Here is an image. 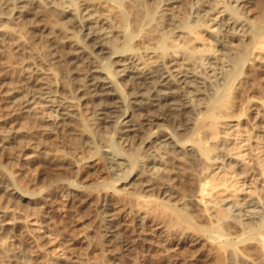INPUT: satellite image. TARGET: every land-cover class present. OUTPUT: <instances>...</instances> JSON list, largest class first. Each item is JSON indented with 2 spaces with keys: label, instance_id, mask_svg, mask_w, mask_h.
Segmentation results:
<instances>
[{
  "label": "bare ground",
  "instance_id": "6f19581e",
  "mask_svg": "<svg viewBox=\"0 0 264 264\" xmlns=\"http://www.w3.org/2000/svg\"><path fill=\"white\" fill-rule=\"evenodd\" d=\"M0 23V245L34 248L18 263L94 264L106 252L105 264H252L236 244L264 264V196L215 204L202 167L242 169L211 130L228 127L243 68L264 76V0H0ZM190 34L212 48H164ZM261 135L264 124L247 140ZM119 205L135 210L129 223ZM20 216L57 233L65 257L51 260Z\"/></svg>",
  "mask_w": 264,
  "mask_h": 264
},
{
  "label": "rangeland",
  "instance_id": "374dc122",
  "mask_svg": "<svg viewBox=\"0 0 264 264\" xmlns=\"http://www.w3.org/2000/svg\"><path fill=\"white\" fill-rule=\"evenodd\" d=\"M185 21V18L180 20L181 23H185ZM6 26V24L0 23V30L4 29ZM207 29L209 30V27H207ZM203 34H200V38L198 39H195L194 36L190 34V37H186L190 40L187 44H182V42L179 43V41L170 39L168 44H164V48L168 45L176 48L184 46L187 47L188 51H203L207 53L212 47L209 40H206V37L202 36ZM11 39L14 41V37H11ZM259 52V54H255V58L263 62L264 65V51ZM175 54L179 57L181 53ZM202 58L197 56L193 58L198 71H200ZM8 60L13 61L10 57ZM246 71L247 68L244 67L241 72L242 77L239 78L237 83L230 89L231 96L240 93L241 99L235 100L234 98H230L229 101L225 102L226 110L224 118L228 121V127H222V124H220L214 126L211 130V134L214 137H222L220 144L222 151L230 158L237 159L242 164V169L228 168L226 166H219V168L215 169L218 164L212 163L209 160H206L202 164L204 175L207 176L209 180L208 187H212L211 191H209L212 196L210 195L208 199L212 200L215 204L218 203L221 198L227 196H232L236 199L241 198L242 196L240 193L247 191L259 197L264 196V135L256 138L254 142H249L247 140L249 137L254 139L255 134H258L261 126L264 124L261 123L260 120H257V106H261L262 109H264V76L262 74L263 71L260 70L253 79H247ZM15 81H17V78H15ZM246 148L250 150L248 155L245 154ZM203 157L206 159V154L203 155ZM172 202L174 203V201ZM117 210L119 217L126 220V223H129V221L135 217V210L131 214H128L126 208L122 205H119ZM214 210L217 219L223 217L224 212L221 207H217ZM20 220L28 226L37 228L40 235L44 236L45 242H47V245L44 247L50 255L51 260L55 261L65 257V243L57 233L45 234L39 227L38 221L32 217L20 216ZM72 220L76 223V226L72 229L73 234L77 238H82L87 233V226L83 218L80 214H74ZM197 225L200 228L208 226L207 223L203 222H199ZM231 234L233 236L236 235L234 231H231ZM164 238L166 237L164 236ZM232 247L243 251L245 255L251 259L252 264H263L260 259L252 256V252L248 245L234 244ZM184 248L185 249H180L179 252L182 254H189L186 247ZM33 250L34 248L22 243L16 237L7 239L0 245V264H20L17 262L16 252L20 251L22 258L29 259ZM106 258L107 253L104 252L103 256H92V262L94 264H105ZM230 264H236V261Z\"/></svg>",
  "mask_w": 264,
  "mask_h": 264
}]
</instances>
